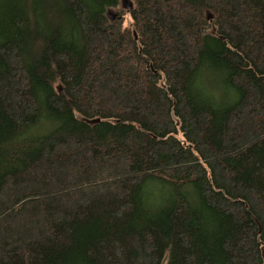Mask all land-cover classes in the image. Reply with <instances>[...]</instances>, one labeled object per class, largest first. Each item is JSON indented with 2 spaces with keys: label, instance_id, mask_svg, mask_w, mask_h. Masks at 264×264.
Instances as JSON below:
<instances>
[{
  "label": "trees",
  "instance_id": "obj_1",
  "mask_svg": "<svg viewBox=\"0 0 264 264\" xmlns=\"http://www.w3.org/2000/svg\"><path fill=\"white\" fill-rule=\"evenodd\" d=\"M130 2L0 0V264H264V0Z\"/></svg>",
  "mask_w": 264,
  "mask_h": 264
},
{
  "label": "water",
  "instance_id": "obj_2",
  "mask_svg": "<svg viewBox=\"0 0 264 264\" xmlns=\"http://www.w3.org/2000/svg\"><path fill=\"white\" fill-rule=\"evenodd\" d=\"M121 9L125 10V11H129L131 8H132V4L130 2V0H120V5ZM110 10L107 11L106 14H110L109 12ZM110 19H112L114 16H115V13L114 14H110ZM209 15L207 14L206 15V19H209ZM98 122V119H94V120H91L89 121V123H96Z\"/></svg>",
  "mask_w": 264,
  "mask_h": 264
},
{
  "label": "rangeland",
  "instance_id": "obj_3",
  "mask_svg": "<svg viewBox=\"0 0 264 264\" xmlns=\"http://www.w3.org/2000/svg\"><path fill=\"white\" fill-rule=\"evenodd\" d=\"M119 8H121V7L118 6L117 8L110 9V11H109L110 14L119 13ZM110 14H106L108 18L111 17ZM124 19H125V20L123 21V25H124V26H128L129 21H128L126 18H124Z\"/></svg>",
  "mask_w": 264,
  "mask_h": 264
}]
</instances>
